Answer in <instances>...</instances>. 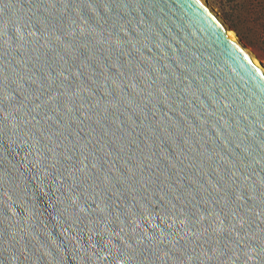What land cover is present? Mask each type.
Returning a JSON list of instances; mask_svg holds the SVG:
<instances>
[{
	"label": "water",
	"instance_id": "1",
	"mask_svg": "<svg viewBox=\"0 0 264 264\" xmlns=\"http://www.w3.org/2000/svg\"><path fill=\"white\" fill-rule=\"evenodd\" d=\"M0 264H264V67L203 0H0Z\"/></svg>",
	"mask_w": 264,
	"mask_h": 264
},
{
	"label": "rangeland",
	"instance_id": "2",
	"mask_svg": "<svg viewBox=\"0 0 264 264\" xmlns=\"http://www.w3.org/2000/svg\"><path fill=\"white\" fill-rule=\"evenodd\" d=\"M210 1L264 62V0Z\"/></svg>",
	"mask_w": 264,
	"mask_h": 264
},
{
	"label": "bare ground",
	"instance_id": "3",
	"mask_svg": "<svg viewBox=\"0 0 264 264\" xmlns=\"http://www.w3.org/2000/svg\"><path fill=\"white\" fill-rule=\"evenodd\" d=\"M203 1L206 2L208 6H210L212 11L223 20V22L225 23L227 28L230 30V32L233 34L235 39L238 42H240L254 56V58L264 67V62L260 59L258 54L253 49V47H251L250 44L246 43L245 40L240 35H238V33H236V31L232 28L229 22L221 15L220 11L212 4V2L210 0H203Z\"/></svg>",
	"mask_w": 264,
	"mask_h": 264
},
{
	"label": "trees",
	"instance_id": "4",
	"mask_svg": "<svg viewBox=\"0 0 264 264\" xmlns=\"http://www.w3.org/2000/svg\"><path fill=\"white\" fill-rule=\"evenodd\" d=\"M263 30H264V24H262ZM247 39V38H246ZM249 41V40H248Z\"/></svg>",
	"mask_w": 264,
	"mask_h": 264
}]
</instances>
